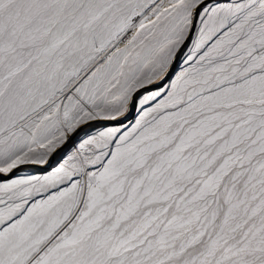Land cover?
Here are the masks:
<instances>
[{"label":"snow or ice","instance_id":"1","mask_svg":"<svg viewBox=\"0 0 264 264\" xmlns=\"http://www.w3.org/2000/svg\"><path fill=\"white\" fill-rule=\"evenodd\" d=\"M0 264H264V0H0Z\"/></svg>","mask_w":264,"mask_h":264},{"label":"rangeland","instance_id":"2","mask_svg":"<svg viewBox=\"0 0 264 264\" xmlns=\"http://www.w3.org/2000/svg\"><path fill=\"white\" fill-rule=\"evenodd\" d=\"M21 174H24V173H21Z\"/></svg>","mask_w":264,"mask_h":264}]
</instances>
